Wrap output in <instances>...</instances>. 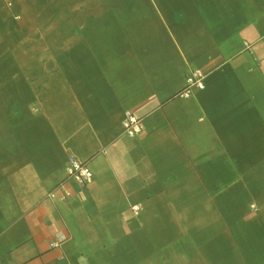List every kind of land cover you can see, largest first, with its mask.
I'll use <instances>...</instances> for the list:
<instances>
[{
    "label": "crops",
    "instance_id": "1",
    "mask_svg": "<svg viewBox=\"0 0 264 264\" xmlns=\"http://www.w3.org/2000/svg\"><path fill=\"white\" fill-rule=\"evenodd\" d=\"M29 2L73 31L0 47V264H264V0Z\"/></svg>",
    "mask_w": 264,
    "mask_h": 264
},
{
    "label": "rangeland",
    "instance_id": "2",
    "mask_svg": "<svg viewBox=\"0 0 264 264\" xmlns=\"http://www.w3.org/2000/svg\"><path fill=\"white\" fill-rule=\"evenodd\" d=\"M30 0H6L5 9L6 11L3 18L2 24H5V20L9 19L15 22L16 26L14 29L8 30V28H2V39L6 37V41L1 42V51H28L32 49H42L43 45H46L45 40L49 49L56 50L61 42L67 36L72 34V25L68 21V15L66 14L65 20L58 21L57 12H52L53 15L49 19L48 26L43 25L37 26V20L42 17V12L31 11L29 2ZM59 22V23H58ZM38 30V32H37ZM13 35V36H12ZM9 37H18L16 41L9 40ZM8 38V39H7Z\"/></svg>",
    "mask_w": 264,
    "mask_h": 264
},
{
    "label": "built area",
    "instance_id": "3",
    "mask_svg": "<svg viewBox=\"0 0 264 264\" xmlns=\"http://www.w3.org/2000/svg\"><path fill=\"white\" fill-rule=\"evenodd\" d=\"M203 78L204 73L200 69L191 70L186 77V87L180 93V96H189L192 88L202 89ZM122 127L124 133L130 137H135L142 133L141 119L132 111L125 112ZM67 173L69 178L81 185H88L92 181V173L87 166L73 158L68 160ZM64 193L68 195V192L64 191Z\"/></svg>",
    "mask_w": 264,
    "mask_h": 264
}]
</instances>
